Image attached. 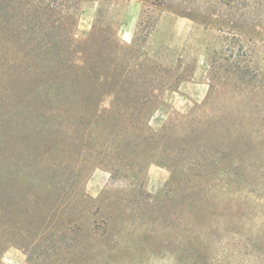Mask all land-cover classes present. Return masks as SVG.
Masks as SVG:
<instances>
[{
	"label": "trees",
	"instance_id": "16d2710c",
	"mask_svg": "<svg viewBox=\"0 0 264 264\" xmlns=\"http://www.w3.org/2000/svg\"><path fill=\"white\" fill-rule=\"evenodd\" d=\"M152 1L184 16L225 22L222 12L221 19L212 17L216 0H198L196 8L186 0ZM239 2L240 17L247 18L252 0ZM66 4L67 0H0V264L9 245L24 251L26 264H264V212L255 206L258 213L234 220L222 212L225 203L241 194L248 196L246 202L251 196L264 200V167L227 161L239 152L238 123L229 118L234 106L225 111L218 96L227 81L209 83L202 102L155 132L149 125L153 111H148L153 96L147 95L154 89L109 84L104 94L111 100L106 105L94 84L82 82L93 72L85 50L89 39L74 37L76 13ZM136 43L134 37L131 45ZM227 67L224 70L240 81L233 88L252 86L251 69L243 61H235L231 71ZM18 68L27 76L44 70L43 79L32 81L28 94H17L5 80ZM120 92L127 98L121 99ZM33 98L43 104L33 109L27 104ZM32 111L78 117L110 183L138 170L137 156L151 158L171 174L164 192L129 189L132 197L122 204V221L115 222L113 210L102 208V200L90 197L77 183L81 165L70 166L71 174L63 178L66 168L60 164L49 168L41 161L17 162L13 147L19 116ZM255 173L258 181L253 186L249 177ZM114 189L109 185L101 195ZM206 200L216 205L208 207ZM176 201L188 204L189 211L177 213L171 205ZM257 215L261 219L255 222ZM122 251L134 260L114 256Z\"/></svg>",
	"mask_w": 264,
	"mask_h": 264
},
{
	"label": "rangeland",
	"instance_id": "374dc122",
	"mask_svg": "<svg viewBox=\"0 0 264 264\" xmlns=\"http://www.w3.org/2000/svg\"><path fill=\"white\" fill-rule=\"evenodd\" d=\"M186 1L193 8L199 3L198 0ZM216 1L218 6H211L212 17L221 19L222 12L225 16L222 17V20L225 19L223 24L205 21L196 14L190 17L181 15L152 0H67L69 11L76 13L74 37L89 39L85 50L93 72L90 80L83 76L82 82L94 84L102 94L109 84H145L149 91L154 89L147 94L153 96L148 111H153L149 125L157 132L164 124L177 122L180 115L187 114L195 103L202 102L209 83L219 85L227 81V87H220L218 96L225 111L233 104L234 114L229 118H233L239 128L236 135L239 152L227 161L264 167V0H252V10L247 18L240 17L239 0ZM134 37L137 43L131 45ZM5 52L3 49L2 53ZM237 60L250 67L252 86L232 87L234 83L240 85V81L235 73L224 68L230 66V71L233 70ZM121 68H124L123 71ZM177 75L183 77L182 81L177 80ZM43 76L42 69L27 76L18 68L5 80L8 79L6 81L15 92L22 95L29 93L32 81L42 80ZM185 81L206 83V93L199 101L188 102V110L182 113L167 103L165 97L178 90ZM159 86L163 88L161 94L156 91ZM166 86H171V89L166 90ZM132 95L142 96L143 93ZM118 96L127 98L122 92ZM110 100L111 96L103 95L104 104L107 105ZM39 103L34 98L27 102L34 106L33 109L43 104ZM78 121V117L71 113L61 112L47 111L40 116L32 111L19 116L20 125L14 135L15 159L19 163L41 161L49 168L60 164L66 168L67 174L63 178L71 174L70 166L81 165L77 183L83 184L90 197L100 198L102 208L113 210L115 222L122 221V204L132 197L129 189H132L131 193L144 189L152 195L164 192L171 174L148 157L137 156L135 160L140 162L141 167L128 179L119 177L110 183L107 168L95 158L94 151L89 148L91 141L88 133ZM255 174L249 177L253 179V186L258 181ZM177 177L174 176V180ZM109 185L115 189L101 195ZM125 187L127 191H122ZM243 195L225 203L222 212L227 219L264 212V200L261 203L257 196H251L246 202L244 199L248 196ZM203 204L214 207L216 201L206 200ZM171 205H175L174 210L181 215L189 211L188 204L176 201ZM254 207L259 211L256 212ZM254 219L257 222L261 216H254ZM114 256L134 260L132 254L125 251ZM238 259L247 258L238 256ZM1 263L26 264V255L20 247L9 245L2 254Z\"/></svg>",
	"mask_w": 264,
	"mask_h": 264
},
{
	"label": "crops",
	"instance_id": "0c3cea01",
	"mask_svg": "<svg viewBox=\"0 0 264 264\" xmlns=\"http://www.w3.org/2000/svg\"><path fill=\"white\" fill-rule=\"evenodd\" d=\"M206 93V83L185 81L178 90L167 94L165 100L176 110L185 113L188 110V102L199 101Z\"/></svg>",
	"mask_w": 264,
	"mask_h": 264
}]
</instances>
